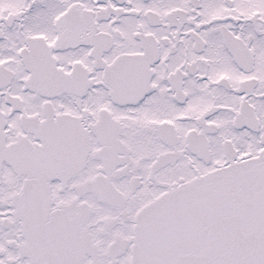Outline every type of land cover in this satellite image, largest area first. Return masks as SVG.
Masks as SVG:
<instances>
[{
	"label": "snow or ice",
	"instance_id": "6c2138e0",
	"mask_svg": "<svg viewBox=\"0 0 264 264\" xmlns=\"http://www.w3.org/2000/svg\"><path fill=\"white\" fill-rule=\"evenodd\" d=\"M0 264H264V0H0Z\"/></svg>",
	"mask_w": 264,
	"mask_h": 264
}]
</instances>
